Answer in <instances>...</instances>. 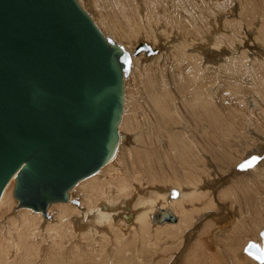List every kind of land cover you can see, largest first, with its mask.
Listing matches in <instances>:
<instances>
[{"label":"rangeland","instance_id":"obj_1","mask_svg":"<svg viewBox=\"0 0 264 264\" xmlns=\"http://www.w3.org/2000/svg\"><path fill=\"white\" fill-rule=\"evenodd\" d=\"M84 1L77 0L90 16L93 15L94 10L86 7ZM95 4L99 9V18H102L106 25L115 26L124 34L135 27L142 28L140 33L133 34L135 36L131 37V44L136 43L140 37L150 42L155 39L156 43H164V51L159 54L158 60L150 62V66L144 72H136L129 80H127L129 77L125 80V97L128 95L129 107L126 124L131 129L128 133L131 141L129 147L123 148L120 152L118 174L129 173V176L140 178L141 181H135L134 187L144 190L147 196H150L151 192V195L154 194V184L170 186L177 179L178 181L184 179L188 169L181 154L178 155L176 148L172 149L166 139L169 129L174 130L175 134L177 131V136L179 134L184 136L182 140L186 142L188 157L192 158L191 170L195 175L202 172V169L207 171L205 172L207 175L203 173V187L208 182L219 183L215 189L209 190V194L212 195L209 198L210 205L212 206V201L215 204L209 208L205 205L207 211L201 214L200 219L198 218L191 228L180 233L181 239L180 234H175L167 240L154 235L149 238V244L139 247L138 251L136 243L131 244V254L121 253L113 258L111 252V257L104 260V264H264V261L260 263L256 257L244 252V246L248 241L263 245L259 229L264 226V179L252 174L251 167L246 163L252 161V154L246 155L244 160L243 157L238 160H242L243 164L233 163L232 170L228 172L227 164L224 162H221L222 165L218 164L220 162L216 160L214 150L215 145L224 144L227 147L231 145L232 151L235 152L234 159L244 150L242 149L246 146L244 143L253 142V149L247 151H253L259 142L263 141V144L259 145H264V0H95ZM96 25L98 26L97 23ZM146 35L151 38L146 39ZM109 36L117 39L116 35ZM184 40H187L189 45L185 48L181 45L175 51L176 46ZM129 43L125 45L128 47ZM180 53L198 58V68L202 70L200 85H204V93L211 91L214 94L212 97L214 106L194 102L193 109H185L181 106L185 97L176 96L173 92L174 96L171 98L174 116L169 117L172 121L167 123L163 120L159 125L160 121L155 120L156 123L154 121V111L150 106L151 101L148 100L149 93L144 87L143 77L148 74L158 83L168 82L167 90L169 88L174 91V74L178 71L187 74L186 67L190 64L195 68L192 65L193 60H183L177 66L174 54ZM234 62L239 63V66L234 68ZM227 63L230 64L231 70L227 68L225 71ZM191 84L189 88L192 87ZM211 109L219 114L218 125L207 116ZM192 112L198 113L196 116L198 122L193 119ZM211 118L213 119V116H210ZM137 139L140 141H136ZM217 151L222 153L221 149ZM241 168L244 170H240ZM226 170L228 173L224 174ZM151 171L157 172L156 180L151 177ZM227 175L232 176L230 178L232 182L244 177L252 184L247 189L246 181L239 180L236 188L232 190L234 192L232 194L228 192L222 197L217 190L230 183L228 178L224 180ZM132 194H136L134 189ZM203 204L204 202H201L197 206ZM190 207L191 205L186 206ZM51 210L54 212L53 207ZM240 211L242 215L231 228L225 231L217 230L222 229L220 225H226L224 222L228 216L233 215L235 218ZM7 214L0 219V232H3L0 236L4 235L5 241L16 236L14 227L6 221ZM245 228L252 230L255 239L245 238L246 236L242 234L244 233L242 229ZM236 230L244 237L240 236V233L235 235ZM148 234L149 232L144 234L140 240ZM43 236L44 233L41 232L37 238L39 245L43 244L41 241Z\"/></svg>","mask_w":264,"mask_h":264},{"label":"water","instance_id":"obj_2","mask_svg":"<svg viewBox=\"0 0 264 264\" xmlns=\"http://www.w3.org/2000/svg\"><path fill=\"white\" fill-rule=\"evenodd\" d=\"M140 50L157 48L139 39ZM129 67L128 50L74 0H0V193L12 178L16 205L43 217L68 201L115 152ZM259 235L244 251L263 260L264 226Z\"/></svg>","mask_w":264,"mask_h":264},{"label":"bare ground","instance_id":"obj_3","mask_svg":"<svg viewBox=\"0 0 264 264\" xmlns=\"http://www.w3.org/2000/svg\"><path fill=\"white\" fill-rule=\"evenodd\" d=\"M74 1L79 5L77 0ZM84 2L87 5L86 7L94 10V14L91 16L101 29L96 25L89 13L84 10L85 8L83 9L80 5L79 6L89 15L100 31L103 30L109 35H116L117 39L114 37L112 38L121 42L123 46L125 43L127 44L130 42L128 47L125 45V48L128 50L130 55V67L127 74H125L122 78V107L117 123V146L114 154L105 163H103L94 172L78 179L73 187L68 190V201H57L47 206V217H43L39 211H34L29 207L17 206L15 199L11 195L12 178L8 180L0 193V219L4 214L8 213V216L5 215L6 221L14 227L16 236L10 237L6 241L3 239L4 235H1L2 237L0 236V264H104V260H108L111 257V252L113 258L117 254L121 253L131 254V244L133 245L136 243V251H138L139 247L149 244V238L151 236H161V238L167 240L174 237L175 234L178 235L184 232L185 230L191 228V226L194 225L193 223L200 219L199 217L203 212H205L206 208L212 207L213 204H215L212 201V206L210 205L211 200L209 198L212 195L211 193L209 194V190L215 189L219 183L216 181L208 182L203 187V173L204 175H207V173L205 174L207 171L202 169V172L198 174L196 172L197 175H195V172L191 170L192 158L190 159V156L188 157V152L185 149L186 142H183L182 140L184 136L182 137L180 134L177 136V131L175 134L174 130L169 131V129L166 128V139L172 146V149L176 148V153L178 155L181 154L183 157V163L186 164V168L188 169L184 179L182 178L180 181L177 179V181L170 186H163L160 184V186L158 184L155 186L154 184V194L151 195V192L150 196H147L144 190L141 191V189L134 187L135 181H141L140 178L136 176H129V173L123 175L122 172L121 175L118 174L117 163H119L120 152L123 148H126L127 146L129 147V142L131 141V138L128 135L131 129L129 128L130 126H127L126 124L129 107L127 105L128 95L125 97V80L128 77L129 78L127 80H129L136 72H144L148 66H150V62L154 63L158 60L160 58L159 54L164 51V43H156L154 38V40L152 39L153 42H150L140 37L136 40V43L139 39L145 40L151 47L156 46L157 50L148 55H144L142 50H140L137 54H132V49L136 43L131 44V37L135 36L133 35L134 33H140L142 28L135 27L130 32H126L124 34L119 28L111 26L110 24L108 26L105 22H102V18H99V9L95 4V0H85ZM145 37L146 39L151 38L149 35H146ZM181 45L185 48L189 45V43L187 40H184L176 46L175 51H177V48ZM199 48L201 49V47ZM174 55L176 57L175 63L177 66L183 62V60H193L194 64L192 65L195 66V68H192L190 66L191 64H187V74H184V72L181 71L174 74V91L169 90V88L167 90V87H169L168 82L158 83L157 80H154L148 74H145L143 77L144 87L147 89L146 92L149 93L150 99L148 98V100L151 101V103L150 101L149 103L154 111V121H160L159 125L163 120L165 122L167 121V123H169L168 121H172L169 117L173 115V100L171 98V96H174L173 92L176 96L181 95L182 97H185V100L182 99L184 106L181 105L185 109H193L195 105L194 102L205 104L207 106L213 104L212 97L214 94L211 91H208L209 93L205 91L204 93V85H200V74L202 70L198 68V58L196 56H187L184 53ZM237 66H239V63L234 62V68ZM227 68L228 70H231L229 63L226 64L225 71ZM259 83L260 81L258 80L257 86H259ZM189 84L192 85L191 88H189ZM179 103L181 104V102ZM177 107L178 106H176V108ZM191 114L193 119L198 122L196 118L198 113L192 112ZM207 116L209 117V120L215 124L220 121L219 114H217L214 110L209 111ZM210 116H213V119H210ZM225 121L228 122V120ZM254 138L256 137L254 136ZM256 139L258 140L259 138ZM136 141L140 140L137 139ZM262 142H259L253 151H247L250 148L253 149V142H250V144L244 143L243 145H246L242 148L244 150L234 159L233 153L235 152L232 151L230 144L228 147L224 144L221 146L215 145V158L218 162H220L218 163L215 161V163L222 165L221 162H224L227 164L226 166H228L227 170L229 172V170H232L233 168V163L235 164L236 162H239L240 164H243L242 160L246 158L245 156L252 154L253 157H258L259 159L251 163V173L259 175L257 178L264 179V145H259L260 143L263 144ZM220 149L222 153L217 151ZM241 158L242 160L238 161ZM250 162L252 161L246 163L250 164ZM210 167H212V165ZM227 170L224 171V174ZM240 170L244 169L241 168ZM215 171L218 172L217 170ZM214 174L217 175V173ZM221 175L223 176V173ZM151 177L156 180V177H158L157 172H152ZM227 178L230 180V183L224 185L220 190H217L220 196L226 195L228 192H231L232 194L234 192L232 190L236 188V184H238L237 181L239 180H241V182L242 180L246 181L245 187L247 189H249L252 184L244 177L238 178L233 182L230 179L232 176L227 175L224 180ZM221 180L222 178L219 181ZM222 183L224 184L225 182ZM205 187L207 188L206 190ZM132 188L135 190L136 194L131 195L133 190ZM188 188L191 190L186 191ZM76 196H78L77 202H71L70 199L76 198ZM201 202H204V204L202 206H197V204H200ZM187 205H191V207L186 208ZM52 207L54 212L51 210ZM161 208L168 209L171 215ZM241 215L240 211L235 218L233 215L228 216L224 222L226 225H220L222 229L217 230H228L237 222L239 216ZM162 218L165 219L162 220ZM216 224L217 223H215V225ZM242 230H244V233L242 234L246 236L245 238L255 239L252 230H249L248 228ZM41 232L44 233L41 240L43 244L39 245L37 238ZM147 232H149V234L140 240ZM234 233L235 235H238L240 232L236 230ZM242 234L240 233V236L244 237ZM181 237L182 235L180 236V239ZM170 247L172 248V246ZM167 248H169V246ZM247 253L248 252H246V254ZM250 255L253 256L252 254ZM244 258L245 260L247 259L245 256ZM258 261L260 263L263 262L264 257L263 260Z\"/></svg>","mask_w":264,"mask_h":264},{"label":"snow or ice","instance_id":"obj_4","mask_svg":"<svg viewBox=\"0 0 264 264\" xmlns=\"http://www.w3.org/2000/svg\"><path fill=\"white\" fill-rule=\"evenodd\" d=\"M258 159H259L258 157H253V158H252V162H255V161L258 160ZM252 162H250L249 166H251V163H252Z\"/></svg>","mask_w":264,"mask_h":264}]
</instances>
